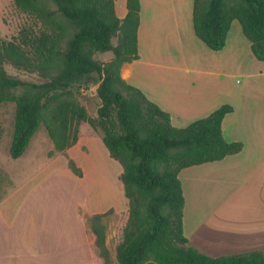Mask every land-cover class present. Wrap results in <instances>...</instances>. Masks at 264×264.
Returning <instances> with one entry per match:
<instances>
[{
	"label": "trees",
	"instance_id": "obj_1",
	"mask_svg": "<svg viewBox=\"0 0 264 264\" xmlns=\"http://www.w3.org/2000/svg\"><path fill=\"white\" fill-rule=\"evenodd\" d=\"M14 4L35 23L10 39L0 37V105H16L10 156L22 157L41 127L56 152H66L78 143L81 124L88 122L123 169L128 219L117 246L118 264H264L262 251L208 256L185 235L181 171L236 155L243 144L228 142L223 135L231 105L179 128L167 111L122 77V66L139 59L140 0H127L124 19L117 14L116 0ZM234 21L240 23L255 58L264 61V0H193L194 31L209 49L225 48ZM105 52L113 53L110 61L96 58ZM6 66L43 82L9 75ZM92 74L98 75L101 100L96 118L80 103L76 88ZM70 167L83 177L75 161ZM103 217L93 216L91 226L105 264H111Z\"/></svg>",
	"mask_w": 264,
	"mask_h": 264
},
{
	"label": "crops",
	"instance_id": "obj_2",
	"mask_svg": "<svg viewBox=\"0 0 264 264\" xmlns=\"http://www.w3.org/2000/svg\"><path fill=\"white\" fill-rule=\"evenodd\" d=\"M192 1L140 0L139 59L125 63L121 75L167 111L174 126L207 117L226 104L233 107L224 118L223 135L228 142L242 143V151L186 168L179 175L185 195L184 232L191 246L211 257L264 252V61L255 58L251 44L245 59L240 50L244 39L235 42L230 30L222 51L209 49L220 62L204 72L216 78L214 90L207 87L204 92L198 85L185 87L179 81L168 87L158 84L162 70L192 72L194 63L186 60L191 53L182 50L189 39L197 37ZM116 11L121 19L127 15V7L119 14L116 4ZM191 57L195 61L196 56ZM230 70L237 72L235 91L225 81ZM92 140L103 143L101 137H84L80 131L78 143L66 151L83 169L84 148ZM85 181L86 177L70 170L65 159L64 172L54 171L37 180L24 196L15 194L0 204V264H105L91 226L95 215L104 216L106 247L111 264H118L117 246L122 239L113 243V227H108L111 222L106 217L115 204L97 207ZM67 184L72 186L70 196L52 194L64 191Z\"/></svg>",
	"mask_w": 264,
	"mask_h": 264
},
{
	"label": "rangeland",
	"instance_id": "obj_3",
	"mask_svg": "<svg viewBox=\"0 0 264 264\" xmlns=\"http://www.w3.org/2000/svg\"><path fill=\"white\" fill-rule=\"evenodd\" d=\"M116 4L120 14L121 11L126 8V0H116ZM122 6L124 7L122 8ZM176 15L181 17V14L179 15L176 13ZM34 23L35 22L32 17L16 8L14 0H0V37L10 39L13 36L18 35L22 28L33 25ZM231 33V38L235 42H239L241 39H244L243 41L245 42H241L240 50L245 54L244 58L247 59L250 43L244 36L239 22H235L233 24ZM117 42V39H114V44H117ZM181 44L183 43H179V45ZM188 44L189 45L186 47L183 45L182 50L191 53L190 57L186 58V60L194 63L191 65L192 72L187 74L184 72L169 71L166 69L162 70L163 72H161L157 77L159 80L158 84L168 87V85L174 84L173 82L179 81L181 84L185 85V87H189L191 83L195 84V87L198 85L199 89L204 92L207 87L209 90H214L218 85L216 78L214 76H207L204 72L209 71V68H213L215 65L220 63L216 60V57L218 56L215 55L216 53L211 52V50H209V48L197 37L195 41L189 39ZM176 48L177 47H175V49ZM210 53H213V56L210 55ZM193 55L196 56L195 61L191 57ZM96 58L103 62H108L113 58V53H98ZM164 60L166 64H171L170 59L168 60V58H164ZM175 60L178 61L179 59L176 57ZM233 60L235 59L231 57V61ZM161 64H163V62H161ZM6 70L9 75L25 81L36 83L43 82L39 76L35 74H28L12 66H6ZM228 73L229 76L225 79V81L227 86H229V89L231 91H235L237 86V72L235 70H230ZM82 82L85 83L82 85L79 83L76 86L79 93V101L87 108L89 116L96 118L98 108L101 105V100L97 94V88L99 85L98 75L92 74L89 78L83 79ZM15 118L16 105L14 103L0 105L1 205L13 198L15 194L18 196H24V193H28L32 185L37 180L45 177L46 175L48 176L54 171L64 172L65 159L68 161L70 170V162L74 161L66 152H56L54 143L45 127H41L36 133L23 156L18 159H13L10 156V147L15 130ZM193 122L194 121H189L187 124L190 125ZM81 125L80 131L84 137L92 136L94 139H97V137H99V139L100 137L102 138L101 133L96 132L88 122H84ZM186 125L182 127L180 126L179 128L187 127L188 125ZM106 149L107 148L103 143H100L97 140H92L88 146L84 148V152L87 153V155L81 158V163L86 170L84 171V169L77 162L76 164L82 169L83 178L86 177L84 187L90 193L93 203H96L99 208L107 207L113 203L115 204V208L118 211H116L114 207H110L107 210L106 217H108V221L111 222V224L108 222V227H113V243H116L117 245V243L122 239L123 230L128 219V204L123 198L124 187L120 180V176L123 171L122 167L110 160ZM55 181L56 179H53L51 183ZM66 188L68 189L65 190ZM71 188V184H67L64 185V191L53 190L52 194L63 193L70 196ZM11 202L12 201L9 203ZM85 213L86 216H88L86 211Z\"/></svg>",
	"mask_w": 264,
	"mask_h": 264
}]
</instances>
